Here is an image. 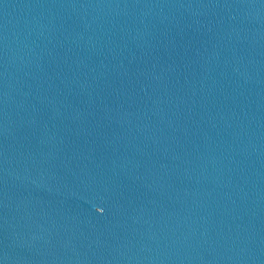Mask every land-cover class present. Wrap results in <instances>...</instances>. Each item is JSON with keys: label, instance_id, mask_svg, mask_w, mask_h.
Instances as JSON below:
<instances>
[{"label": "water", "instance_id": "water-1", "mask_svg": "<svg viewBox=\"0 0 264 264\" xmlns=\"http://www.w3.org/2000/svg\"><path fill=\"white\" fill-rule=\"evenodd\" d=\"M0 264H264V0H0Z\"/></svg>", "mask_w": 264, "mask_h": 264}]
</instances>
